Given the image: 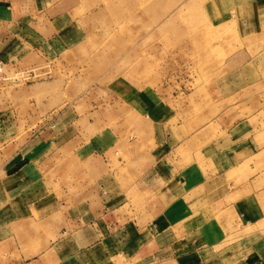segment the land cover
<instances>
[{
  "label": "crops",
  "instance_id": "obj_1",
  "mask_svg": "<svg viewBox=\"0 0 264 264\" xmlns=\"http://www.w3.org/2000/svg\"><path fill=\"white\" fill-rule=\"evenodd\" d=\"M4 3L15 8L17 1ZM239 10H252L256 20L237 19ZM20 19L54 48L61 22ZM211 19L221 28L239 21L247 45L228 54L226 73L234 80L246 75L264 53L251 46L264 37V0L212 11ZM247 88L230 83L209 89ZM246 97L211 108L188 100L151 104L143 117L152 147L135 148L137 135L130 152L120 147L121 156L139 160L130 180L115 177L83 199L60 198L52 190L59 167L46 154L57 151V133L9 151L0 163V264H223L218 252L230 249L257 250L243 264H264V113L256 94ZM10 117L1 115L0 127L19 122ZM230 238L236 239L232 246Z\"/></svg>",
  "mask_w": 264,
  "mask_h": 264
},
{
  "label": "rangeland",
  "instance_id": "obj_2",
  "mask_svg": "<svg viewBox=\"0 0 264 264\" xmlns=\"http://www.w3.org/2000/svg\"><path fill=\"white\" fill-rule=\"evenodd\" d=\"M5 1L0 0V41L9 38L0 44V116L19 122L0 127V163L9 151L19 153L35 138L46 141L57 133V151L46 155L59 167L52 190L60 198L83 199L115 177L130 180L139 160L121 156L120 147L126 144L130 152L136 135L135 148L152 147L143 114L159 100L211 108L256 94L264 113V53L244 79L234 80L226 73L232 61L227 56L246 47L243 29L239 21L222 28L211 21L212 11L240 8L248 0H16L15 8ZM236 14L256 20L252 10ZM25 17L61 22L52 50L18 23ZM231 35L234 41L227 42ZM260 40L251 43L257 45L253 50L264 51ZM228 83L249 90L209 89ZM124 189L131 199V189ZM257 252L218 254L223 264H243Z\"/></svg>",
  "mask_w": 264,
  "mask_h": 264
}]
</instances>
